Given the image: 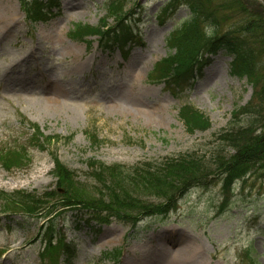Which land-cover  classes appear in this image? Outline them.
<instances>
[{
	"label": "rangeland",
	"instance_id": "obj_1",
	"mask_svg": "<svg viewBox=\"0 0 264 264\" xmlns=\"http://www.w3.org/2000/svg\"><path fill=\"white\" fill-rule=\"evenodd\" d=\"M107 1L0 0V152L22 155L9 169L0 162V264H264L262 168L233 185L232 202L222 214L217 213L221 183L210 167L209 186L176 195L167 215L120 220L103 214L104 223L89 220L92 211L82 204L105 210L112 166L156 167L190 153L212 165L213 154L223 148L221 131L249 121L231 117L249 100L251 88L230 76L231 57L221 51L206 54L200 72L187 74L178 87L155 80L158 63L174 53L171 34L189 17L185 5L119 0L115 12L126 13L120 23L107 13ZM225 1L221 5L229 7ZM227 9L216 33L237 35L238 23L248 16ZM101 22L100 31L109 33L103 39L73 32L75 24L95 28ZM110 27L129 32V42L113 44ZM10 70L19 73L11 76ZM185 104L209 119L208 129H185L178 115ZM32 127L61 140L45 150ZM92 136L99 146L90 144ZM92 160L105 168L91 170ZM56 162L64 170L60 184L53 174ZM118 185L115 204L116 199L127 208L134 201H161ZM1 193L9 194L8 200ZM22 194L32 196L24 202ZM31 199L37 204L27 202ZM66 199L81 204L65 207ZM53 207L58 209L50 213ZM250 246L253 262L246 252ZM116 251V260L104 257Z\"/></svg>",
	"mask_w": 264,
	"mask_h": 264
},
{
	"label": "trees",
	"instance_id": "obj_2",
	"mask_svg": "<svg viewBox=\"0 0 264 264\" xmlns=\"http://www.w3.org/2000/svg\"><path fill=\"white\" fill-rule=\"evenodd\" d=\"M228 1H230L229 7H223L221 0L167 1L166 8H172L177 4L185 5L189 11V17L171 34L169 44L174 49V53L169 54L167 58L158 63L155 71L158 72L160 78L155 80H160L166 86L178 87V81L184 79L187 74L191 75L196 70L200 72L201 64L207 60L204 57L206 54L211 55L221 51L231 57L229 63L230 76L238 80H244L251 88L249 100L244 105L237 106L231 111V117L234 121L246 116L249 118L248 123L238 125L237 128L221 131L218 139L223 148L213 154L212 165H209L200 155L190 153L165 158L156 164V167L143 164L125 171L123 167L112 166L109 169L111 171L109 177L114 180V183L112 188L110 185L106 186V189L112 191V193L110 196L107 195L109 202L103 203L106 206L105 210L99 209V205L96 204H82L83 208L92 211L93 216L90 215L89 220H98L104 223L105 220L101 217L103 214L106 218L113 216L120 220H124L123 218L126 216L167 215L172 208V201L176 195L187 191L191 187L206 188L209 186L212 181L208 179L209 171L207 170L210 167L215 170V173H212L214 178H218L221 183V200L217 207V213L222 214L232 202L233 185L245 181V177L253 171L260 168L264 169V33H262V30L264 31V0H226L225 2ZM117 2L119 0H108L105 3L106 10L107 13L113 12V17L118 18L117 22L122 23L126 13L115 12ZM227 8L238 9L240 13L248 16V20L242 21L243 19H241V22L238 23L235 32L237 35H232L227 31L220 35L216 33L221 21L226 20V16L222 12L228 10ZM228 11L231 12V10ZM227 17L231 18L229 15ZM161 19H163V15ZM103 26L104 23L102 24V22L101 25H96L95 28L78 23L74 25L73 32L93 33L103 39L109 34L100 31ZM107 30L114 34L111 41L113 44L117 45L119 43L124 46L125 42L126 44L129 42L127 41L129 32H119L118 34V31H113V27L107 28ZM116 34L118 35L116 36ZM84 36L80 37L81 40H85ZM178 115L188 132L206 130L210 126L209 119L188 104L179 108ZM32 130L36 142L45 145V150L61 140L55 136H43L37 127H32ZM99 141L96 137H93L90 144L99 146ZM37 146L40 147V144H37ZM225 148L233 150V154L227 155L224 151ZM20 158H22L20 153H10L8 150L3 153L0 152V162L7 168L12 163L18 162ZM88 167L99 172L105 168L101 163L94 160L89 162ZM61 173L63 174L64 170L60 169L56 162L53 174L57 178L58 184L63 182ZM120 183H123L135 194H145L151 198L161 199V201H158L157 204H152L149 201L143 203L134 201L129 203L127 208L116 199L115 204L114 200L117 197L115 191H119L118 184ZM125 191L126 189L123 192ZM1 195L2 198L5 197V201L10 197L9 194L1 193ZM18 196L19 200L25 202L32 195L22 194ZM26 196L29 197L24 199ZM44 196L51 199L53 195L45 193ZM35 201L38 202L34 199L27 202L36 205ZM80 204V202L76 203L73 199H66L63 206L78 205L79 207ZM130 205L135 206L137 209L129 207ZM55 209H58V207H53L50 213ZM106 211L108 215H106ZM51 230L50 227L49 238L53 235ZM118 252L112 254L113 259H116ZM246 252H248L250 261H255L252 257L251 246ZM104 255L108 257L107 254Z\"/></svg>",
	"mask_w": 264,
	"mask_h": 264
},
{
	"label": "bare ground",
	"instance_id": "obj_3",
	"mask_svg": "<svg viewBox=\"0 0 264 264\" xmlns=\"http://www.w3.org/2000/svg\"><path fill=\"white\" fill-rule=\"evenodd\" d=\"M11 67H12V66H11ZM14 68H15V67H13L12 69H14ZM12 69H11V70H12ZM11 70H10V75H11V76H13V75H15V74H18V73H19L18 71H11Z\"/></svg>",
	"mask_w": 264,
	"mask_h": 264
}]
</instances>
